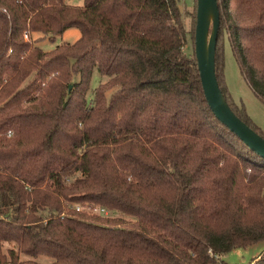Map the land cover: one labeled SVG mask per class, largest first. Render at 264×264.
I'll return each mask as SVG.
<instances>
[{"label": "trees", "instance_id": "obj_1", "mask_svg": "<svg viewBox=\"0 0 264 264\" xmlns=\"http://www.w3.org/2000/svg\"><path fill=\"white\" fill-rule=\"evenodd\" d=\"M196 7L0 0V264H208L264 241V158L207 103ZM218 7L219 88L264 138L223 73L227 35L264 99V0ZM70 27L74 42L37 44Z\"/></svg>", "mask_w": 264, "mask_h": 264}, {"label": "rangeland", "instance_id": "obj_2", "mask_svg": "<svg viewBox=\"0 0 264 264\" xmlns=\"http://www.w3.org/2000/svg\"><path fill=\"white\" fill-rule=\"evenodd\" d=\"M65 2L68 4L81 5L83 0H65ZM193 3L194 0H179L181 8L190 9ZM40 35V33H33L32 36L33 38H36ZM79 35L80 31L78 28L70 27L62 33L57 34L54 41L44 39L37 44L44 50H49L62 42H74ZM187 47L189 48L188 51L192 49L190 41L188 42ZM223 59L224 81L233 103L238 106L243 105L251 123L258 129L264 131V99L258 95L257 90L250 84L244 73L241 71L240 64L236 60V56L227 35H225L223 41ZM106 78L107 77L101 76L98 71L94 69L90 82V94L100 81H105ZM86 209L90 212H96L89 208ZM108 214L114 215L115 213L107 212V214L104 215ZM6 246H4V250L6 249ZM262 251H264V241H259L247 247L235 248L222 253L217 259L221 264H249L250 261L255 256L261 254Z\"/></svg>", "mask_w": 264, "mask_h": 264}, {"label": "water", "instance_id": "obj_3", "mask_svg": "<svg viewBox=\"0 0 264 264\" xmlns=\"http://www.w3.org/2000/svg\"><path fill=\"white\" fill-rule=\"evenodd\" d=\"M194 52L204 96L215 116L251 150L264 158V138L230 108L215 74V50L219 28L218 0H196Z\"/></svg>", "mask_w": 264, "mask_h": 264}, {"label": "built area", "instance_id": "obj_4", "mask_svg": "<svg viewBox=\"0 0 264 264\" xmlns=\"http://www.w3.org/2000/svg\"><path fill=\"white\" fill-rule=\"evenodd\" d=\"M24 37L27 39V34H24ZM11 51V50H9ZM8 134H11V131L8 132ZM77 209H80L79 206H76ZM90 210H93V211H96V212H99V213H102V214H107L108 210L102 206H95V207H88ZM213 257H215L216 259L209 262L208 264H221V262L217 259V256L215 254H212Z\"/></svg>", "mask_w": 264, "mask_h": 264}, {"label": "crops", "instance_id": "obj_5", "mask_svg": "<svg viewBox=\"0 0 264 264\" xmlns=\"http://www.w3.org/2000/svg\"><path fill=\"white\" fill-rule=\"evenodd\" d=\"M257 256H258V255H257ZM255 257H256V256H255ZM255 257H254V258H255Z\"/></svg>", "mask_w": 264, "mask_h": 264}]
</instances>
